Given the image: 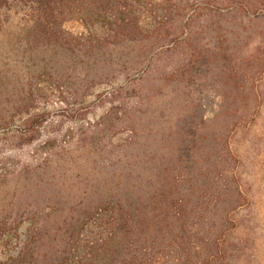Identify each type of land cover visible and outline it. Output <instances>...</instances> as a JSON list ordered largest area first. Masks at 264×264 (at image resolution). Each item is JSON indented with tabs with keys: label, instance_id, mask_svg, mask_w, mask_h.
Wrapping results in <instances>:
<instances>
[{
	"label": "rangeland",
	"instance_id": "obj_1",
	"mask_svg": "<svg viewBox=\"0 0 264 264\" xmlns=\"http://www.w3.org/2000/svg\"><path fill=\"white\" fill-rule=\"evenodd\" d=\"M222 108L252 110L229 135L233 178L211 171L195 195L204 193L205 207L229 205L233 224L212 233L229 232L231 264H264V0H48L42 9L2 1L0 261L30 263L9 258L43 216L79 204L87 173L109 182L131 170L144 186L149 173L170 167L171 150L156 141L195 138L189 154L210 158L190 169H207ZM175 121L183 129L169 130ZM83 133L103 149L68 156ZM199 220H190L192 231ZM199 232L190 237L198 246L207 225ZM194 244L185 253L192 259L201 256ZM184 252L167 244L151 264H176Z\"/></svg>",
	"mask_w": 264,
	"mask_h": 264
},
{
	"label": "trees",
	"instance_id": "obj_2",
	"mask_svg": "<svg viewBox=\"0 0 264 264\" xmlns=\"http://www.w3.org/2000/svg\"><path fill=\"white\" fill-rule=\"evenodd\" d=\"M2 1L8 0H0V3ZM27 1L42 9L48 0ZM251 111L246 108L219 110L222 123L219 125L220 135L214 153L215 163L206 165L207 169L200 168L196 173L190 169L192 163L200 167L207 164L205 160L210 157L201 158L199 155L189 154L199 144L191 136L187 140V136H179L155 142L160 146L165 144L171 150L168 159L170 167L149 173L148 177L143 178L146 182L144 186L139 185L138 174L131 170L118 171L115 176L117 178L109 182H106V177L87 173V180H83V185L78 186L84 194H80L82 200L79 204L63 209V215L52 216L54 209L43 216L34 224L22 248L9 260L15 261L27 256L30 258L29 264H151L155 251L167 244H178L186 252L183 257L176 259V264H231L228 258L231 256V252L228 253L231 250L229 238L226 239L229 232L221 230L218 235L212 233L213 228L216 230L222 223L233 224L231 209L227 208L228 204L226 207L215 204L205 207L203 203H198L204 193L196 196L195 192L201 191L197 188V180L211 171H214L215 177L227 173V176L230 174L233 178L230 171L236 154L229 144V135L233 128L247 121ZM178 123L179 121H175L169 130L172 131L173 128L174 132L183 129L184 126L177 125ZM95 137L97 135H78L74 148L67 150L68 156L89 157L97 150L101 151L103 146L95 148L98 146L94 145ZM133 137L132 133V141ZM161 159L164 163L160 156L157 159L158 165ZM107 168L102 170L107 171ZM71 189L73 190L72 187ZM238 192L239 195L243 194L241 190ZM245 195L248 196L247 193ZM204 214L211 218L207 217V220ZM190 220L191 223L198 220L201 222L199 230L192 231L195 223L191 225ZM5 225V222H0V229H4ZM206 225L208 236L204 239L200 237V246L192 243V233L200 234L199 231ZM192 244L196 250L193 252L200 250L201 253V256L197 255L193 259L185 256V253L190 252ZM81 250L91 253L86 259L87 263H82L84 257ZM0 264L8 263L0 261ZM234 264L244 263L240 258Z\"/></svg>",
	"mask_w": 264,
	"mask_h": 264
}]
</instances>
